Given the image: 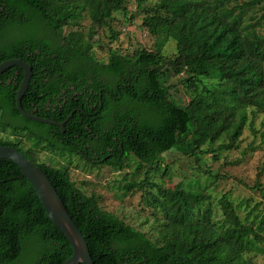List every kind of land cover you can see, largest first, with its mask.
Listing matches in <instances>:
<instances>
[{
	"label": "trees",
	"instance_id": "trees-1",
	"mask_svg": "<svg viewBox=\"0 0 264 264\" xmlns=\"http://www.w3.org/2000/svg\"><path fill=\"white\" fill-rule=\"evenodd\" d=\"M128 1L0 0V62L19 57L34 72L21 98L24 110L31 112L58 91L49 82L57 65L62 70V60L70 56L76 67L62 71L67 80L81 79L77 91L88 78L89 100L97 99L102 86L107 89L101 115L75 112L64 133L57 127L58 136L52 138L54 126L18 111L15 95L22 70L10 67L0 74V129L14 137L0 135V145L16 148L47 175L84 235L93 264H255L250 253L264 244L263 213L253 207L241 216L239 203L225 192L217 200L220 216L215 217L212 196L197 181L164 187L150 181L149 170L164 175L162 154L170 151L191 157L200 168L207 155L217 159L221 151L237 147L249 115L264 116V32L257 27L264 20V0H131L141 26L156 40L154 48L128 54L109 46L106 61L96 59L97 29H107L110 41L116 39L114 14L120 12L126 20L135 14ZM83 17L89 20L87 32L66 29ZM169 40L175 47L171 56L163 52ZM41 69L49 74L41 76ZM171 77L185 83L188 102L172 96ZM204 78L216 80L205 84ZM76 105L89 111L87 105ZM68 113L70 109L53 119ZM35 149L73 153L92 167L121 169L135 160L139 172L141 164L149 165L132 186L149 183L157 189V194L146 191L164 217L157 237L151 239L104 209L97 194L76 186L66 166L38 162ZM92 152L99 156L97 162L84 157L93 158ZM70 254L68 241L29 181L15 163L0 158V264H61Z\"/></svg>",
	"mask_w": 264,
	"mask_h": 264
},
{
	"label": "rangeland",
	"instance_id": "rangeland-1",
	"mask_svg": "<svg viewBox=\"0 0 264 264\" xmlns=\"http://www.w3.org/2000/svg\"><path fill=\"white\" fill-rule=\"evenodd\" d=\"M127 6L135 14L129 20H126L120 12L114 14L113 28L119 32L116 39L110 41L107 29H97L93 37L92 49L96 59L106 61L109 46L128 54L140 47L154 48L156 40L141 26V15L134 10V2L129 0ZM89 26V20L83 17L78 25L66 29L76 28L87 32ZM257 27L264 32V20L257 24ZM174 49V42L169 40L164 45L163 52L171 56ZM215 80L216 78H204L203 82L210 84ZM169 82L173 83L170 87L172 96L182 103L188 102L191 93L185 83L173 77ZM249 119L251 121L244 127L237 141V147L221 151L217 159L207 155L201 159L200 168L191 157L180 152L163 153L161 166L167 168L164 175L159 171L156 172L155 169L149 170V165L145 164H141L139 172L136 171L138 166L135 160H130L129 164L121 169H115L106 165L92 167L77 155L68 152L59 154L50 150L35 149L34 153L38 162L56 167L66 166L70 178L80 190L86 194H97L104 209L112 211L119 218L154 239L158 235L164 217L146 191L157 194V189L149 183H143L140 185L141 188L132 186L134 183H140L146 170H149L150 181L164 187L172 188L178 183L185 185L189 180L197 181L201 187L204 186L210 192L215 217L220 216L217 200L225 192H229L230 199L235 205L239 203L241 216H244L246 209L253 207H256V212L264 214V140H262L264 135H261V132H264V116L249 115ZM0 135L14 137L8 129H0ZM22 143L29 145L26 139ZM204 169L210 170L211 173L205 174L202 171ZM216 173L218 178L214 179L213 174ZM257 183L258 186H255ZM250 256L255 264H264V244L260 251L251 252Z\"/></svg>",
	"mask_w": 264,
	"mask_h": 264
},
{
	"label": "water",
	"instance_id": "water-1",
	"mask_svg": "<svg viewBox=\"0 0 264 264\" xmlns=\"http://www.w3.org/2000/svg\"><path fill=\"white\" fill-rule=\"evenodd\" d=\"M13 66H17L22 70V79L15 95V103L18 111L30 120L57 125L63 129L64 121H66L72 113H70L65 120L59 122L34 115L22 108L21 98L28 88L32 70L30 64L16 57L5 59L0 62V74ZM0 158H7L18 166L21 175L25 177L33 187L49 219L68 241L71 247V254L61 264H93L84 235L72 220L62 199L56 192L54 185L42 169L12 146L0 145Z\"/></svg>",
	"mask_w": 264,
	"mask_h": 264
},
{
	"label": "flooded vegetation",
	"instance_id": "flooded-vegetation-1",
	"mask_svg": "<svg viewBox=\"0 0 264 264\" xmlns=\"http://www.w3.org/2000/svg\"><path fill=\"white\" fill-rule=\"evenodd\" d=\"M62 61L64 62L62 65V68L65 69L66 72H69L71 67H76L75 65L77 64L76 60L73 59L72 56H70L68 60L63 59ZM31 70H32V67H31ZM43 70L45 69H41L39 72L41 76H44L45 73L47 75L49 74V71L43 72ZM54 70H56V72H53L54 79H52L49 82V85L52 84L53 90H54V86H58V91L54 92V95L52 97L48 96L47 98H45L40 105L31 108L30 113L32 114L40 113L42 114L41 116H43V118H47L49 120H54L55 117H59V118L62 117V115L64 114V111L67 109H70V113H72L68 119H70L75 112H80V113L83 112L85 115H88V116L90 115L94 116L97 113L101 115L100 111L103 109L102 93L103 91L107 92V89L105 88V86H102L101 88H99V91L97 92L98 96L95 101L89 100L87 93H86V91L91 93V89H88V86H87L91 83L89 78L86 80L87 84L82 86L83 90L77 91L75 88L76 87L75 84L76 83L82 84L81 79H79L77 82H75V79L67 80L66 76L63 74V71L60 69V65H57V67ZM33 73L34 72H32L31 74L30 80L33 76ZM86 74L88 75V77L91 76L89 72H86ZM101 78H103V76H101ZM44 80L47 81L48 78L45 77ZM50 92H51V89H50ZM79 95L83 96V98L86 100L85 103L78 101ZM40 96L43 97V93H41ZM76 104L87 105L89 111L85 112L84 110L80 108V106H77ZM70 113H68L63 119H60L59 122L65 120ZM50 117L52 119H50ZM68 119L64 121V124L68 121ZM64 124H63V129H61L60 126L48 124V125H52L55 127V128L50 129L51 131L50 134L52 138L58 136V133L56 130L57 127L60 129L61 134L64 133ZM79 152L82 153L81 150H79ZM84 157L91 162H97L99 160V156L94 152H92L93 158H88L87 155H84Z\"/></svg>",
	"mask_w": 264,
	"mask_h": 264
}]
</instances>
